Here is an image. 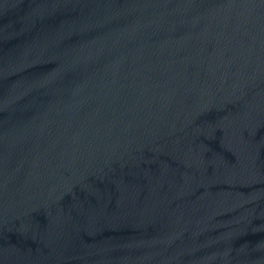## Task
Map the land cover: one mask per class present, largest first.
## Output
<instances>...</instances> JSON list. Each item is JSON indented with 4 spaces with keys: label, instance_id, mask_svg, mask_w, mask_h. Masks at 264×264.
I'll return each instance as SVG.
<instances>
[{
    "label": "water",
    "instance_id": "95a60500",
    "mask_svg": "<svg viewBox=\"0 0 264 264\" xmlns=\"http://www.w3.org/2000/svg\"><path fill=\"white\" fill-rule=\"evenodd\" d=\"M0 264H264V0H0Z\"/></svg>",
    "mask_w": 264,
    "mask_h": 264
}]
</instances>
